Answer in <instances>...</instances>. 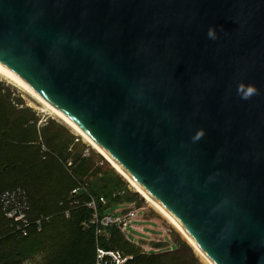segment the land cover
Returning a JSON list of instances; mask_svg holds the SVG:
<instances>
[{"label": "water", "instance_id": "1", "mask_svg": "<svg viewBox=\"0 0 264 264\" xmlns=\"http://www.w3.org/2000/svg\"><path fill=\"white\" fill-rule=\"evenodd\" d=\"M0 69L215 264H264V0H0Z\"/></svg>", "mask_w": 264, "mask_h": 264}, {"label": "trees", "instance_id": "2", "mask_svg": "<svg viewBox=\"0 0 264 264\" xmlns=\"http://www.w3.org/2000/svg\"><path fill=\"white\" fill-rule=\"evenodd\" d=\"M51 128L39 127L31 110H18L0 89V264H98L99 250L120 253L125 264H196L177 243L171 252L146 253L120 227L100 225L92 198L100 220L107 215L101 198L132 203L112 196L121 179L104 176L86 145L56 123ZM19 210L27 223L9 216ZM29 239L39 245L23 253Z\"/></svg>", "mask_w": 264, "mask_h": 264}, {"label": "rangeland", "instance_id": "3", "mask_svg": "<svg viewBox=\"0 0 264 264\" xmlns=\"http://www.w3.org/2000/svg\"><path fill=\"white\" fill-rule=\"evenodd\" d=\"M0 89L10 96L12 100H14V105L18 110H31V114L35 118L39 119V127H48L52 129V125L56 123L71 135L76 137L77 141L80 140L82 144L86 145L88 148L86 150L87 155H92V157H94L95 162H97V166L101 168V172L104 176L106 175L111 178L118 176L121 179L122 183L120 184L121 186L117 191V194L112 196H124L130 199L132 203L116 205V203L110 198V200H108V204L106 203L107 205L105 204V206L107 208V215L114 214L116 216H120L131 212L134 213L131 229H129L130 234H127L129 239L142 246L146 253L171 252L177 249L178 244L181 249L189 250V252H191L195 263H198L199 259H201L203 264H205L204 260L195 251L193 246L182 237L181 233L178 232V230H176V228L169 223L159 211L151 206L147 199L140 194L128 180L126 181L105 157L96 152L82 139V137L76 135L68 126H66V124L54 118V116H52L53 114L43 112L41 109L29 107L28 104L30 100L33 102L34 100L26 92L21 91L13 85H9L7 81L3 80H0ZM39 107L44 108L42 105ZM38 245L39 244L36 240L29 239L22 245V251L23 253H33L36 251ZM157 247L166 248L160 250L157 249ZM26 264H35V262L30 260Z\"/></svg>", "mask_w": 264, "mask_h": 264}, {"label": "bare ground", "instance_id": "4", "mask_svg": "<svg viewBox=\"0 0 264 264\" xmlns=\"http://www.w3.org/2000/svg\"><path fill=\"white\" fill-rule=\"evenodd\" d=\"M0 80L7 81L9 85H13L14 87L20 89L23 92H26L33 100L29 102L28 106L33 107L35 109H41L43 112H48V114H53L54 118L60 120L66 126H68L76 135L82 137V139L88 143L96 152L101 154L103 157L106 158V160L120 173V175L127 181L131 183V185L140 193L142 194L148 201V203L153 206L157 211H159L165 219L168 220L169 223H171L178 232L181 233L182 237L189 242L195 251L200 255V257L204 260L205 264H215L211 257L204 251V249L199 246L184 230V228L174 219L171 217V215L162 208L157 201L148 193L146 192L138 183L137 181L130 176L127 172H125L100 146H98L95 142H93L91 139L87 138L86 136L82 135L73 125H71L68 121L63 119L58 113H56L50 106H48L42 99L31 93L29 90H27L25 87L20 85L15 80L9 78L8 76L4 75L3 72L0 69ZM42 105L44 108H40L39 106Z\"/></svg>", "mask_w": 264, "mask_h": 264}, {"label": "built area", "instance_id": "5", "mask_svg": "<svg viewBox=\"0 0 264 264\" xmlns=\"http://www.w3.org/2000/svg\"><path fill=\"white\" fill-rule=\"evenodd\" d=\"M102 204H106L107 200L105 198L100 199ZM89 207L92 208L95 211V219L96 221L102 225L103 227H108L111 225H115L121 228V230L127 235L130 234L129 229H131V224H132V218L134 216V213H127V214H122L120 216H116L114 214H109L106 215L102 220L98 218L97 214V208H98V203L96 199L92 198L91 202L89 203ZM17 215V220H23L25 221V214L19 210V212H13L10 214V217H15ZM27 223V221H25ZM109 256L111 257L110 262H104V259ZM129 258L123 257L120 253H114V252H104L99 250V263L98 264H125ZM196 264H203L201 259H199V262Z\"/></svg>", "mask_w": 264, "mask_h": 264}]
</instances>
